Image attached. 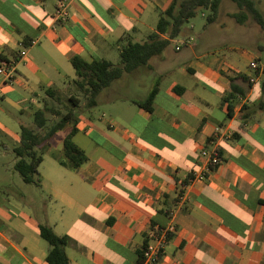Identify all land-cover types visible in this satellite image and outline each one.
I'll use <instances>...</instances> for the list:
<instances>
[{"label": "crops", "instance_id": "crops-1", "mask_svg": "<svg viewBox=\"0 0 264 264\" xmlns=\"http://www.w3.org/2000/svg\"><path fill=\"white\" fill-rule=\"evenodd\" d=\"M60 1L0 0V59L15 67L13 85L27 88L33 81L31 92L39 98L60 90L54 75L77 78L71 63L76 55L116 65L108 59L111 51L120 55L127 42H146L160 19L153 21L152 10L164 13L172 2L160 9V0H67L70 18L58 24ZM96 2L109 18L92 7ZM178 47L168 46L100 94L109 120L105 113L86 117L91 109L84 108L75 137L86 135L78 146L88 161L79 169L54 157L62 155L64 132L45 146L51 162L47 169L44 157L39 169L41 198L23 192L28 207L9 200L0 205V264H48L40 224L69 238L71 264H138L152 225L169 224L177 231L159 264L264 262V65L259 59L241 64L231 52L207 46ZM13 85L1 80L0 96L25 115L36 98ZM156 86L149 112L139 104ZM19 124L17 132L4 128L15 147L21 126H29L21 119ZM95 139L110 149L102 152L98 144L89 155ZM205 149L218 150L221 165L207 180L183 186L203 169Z\"/></svg>", "mask_w": 264, "mask_h": 264}, {"label": "trees", "instance_id": "trees-1", "mask_svg": "<svg viewBox=\"0 0 264 264\" xmlns=\"http://www.w3.org/2000/svg\"><path fill=\"white\" fill-rule=\"evenodd\" d=\"M232 1L239 8L237 13L232 14L237 23L245 24L253 19L264 30V14L256 0ZM221 5L222 0H172L170 6L160 17L156 32L150 34L146 42L129 41L121 46V63L118 65L105 59L89 61L77 55L72 57L71 63L77 76L74 84L78 92L85 98V108L93 109L97 107L100 94L108 89L114 81L120 79L125 73L148 65L153 57L162 54L172 41L182 34L184 25L198 15L199 9L210 10L208 23H214L219 16ZM158 91L159 88L156 86L147 100L139 105L147 111L153 112V104ZM47 97L61 101L58 92L52 89L47 90ZM228 100L229 98H226L224 102ZM69 102L72 104V108L67 113L62 114L60 111L55 110L48 101H44V107L34 114L35 127L21 126L20 141L14 148L17 157L15 170L21 175L26 184L41 186L39 169L44 161L45 146L60 132L67 131L63 138L62 155L55 154L54 156L60 164L69 169L77 170L88 161L86 152L74 142V137L79 132L77 110L81 106V101L74 94L69 98ZM229 111V116H232L231 106H229ZM48 114L59 115L60 120L52 125L46 133H42L39 130H43L48 126ZM189 179L183 182V186L189 185ZM181 195L182 193H180ZM262 204H264V201H262ZM165 213L169 215L168 211H165ZM154 227L152 225L151 229ZM39 228L42 239L50 245L47 256L48 264H71L66 252L69 238L59 236L47 224H40ZM147 239L144 248L149 242V238ZM142 262L143 250L140 253L138 264H142Z\"/></svg>", "mask_w": 264, "mask_h": 264}, {"label": "rangeland", "instance_id": "rangeland-1", "mask_svg": "<svg viewBox=\"0 0 264 264\" xmlns=\"http://www.w3.org/2000/svg\"><path fill=\"white\" fill-rule=\"evenodd\" d=\"M256 1L258 2L260 10L264 14V0ZM170 2L171 0H160V9H166ZM91 5L94 9L102 13L104 19L109 18L104 12L103 4L96 2L94 4L95 6H93L92 3ZM148 9L151 10L150 6H148ZM238 11L239 8L237 4L232 0H222L219 16L214 23L210 24L208 23V16L211 14V11L207 9H199L198 15L189 23L184 25L182 34L172 41L169 48L174 49L177 44L179 45L180 43L184 41L188 42L189 40V43L186 46H207L211 47L210 49L212 51L225 50L227 53L231 52L235 58L241 62V64H248L251 60L259 59V62L264 65V30L253 19H250L245 24L237 23V21L232 17V14L237 13ZM152 12L154 17L153 21L157 22L163 13H161V11L154 10H152ZM140 23L141 22H138V25L144 28ZM261 46L263 47L260 48ZM36 48L38 49L40 47L38 46ZM229 48L235 50L228 51ZM243 53H245L247 57H243ZM108 59L115 62L116 65L121 63V58L116 48L111 51ZM54 80V87L60 89L57 91L61 97L60 102L46 97L45 93H41V98L36 95L34 96L31 92V88L34 86L33 81L30 82L27 88H23L17 83L13 85L14 90L22 92L29 100H32L33 97L36 98V100L33 99L34 105L27 108V113L25 115H22L20 111L16 110L13 105L4 101V99L0 96V205L3 200H9L12 204H21L24 207H28L26 206L24 198L21 197L23 192H28L38 199H40L43 194V192L37 188L35 184H26L21 175L15 170V142L12 139V135L7 133L5 129L12 132L20 131V119L27 125L34 127V114L40 109L39 107H44V101H48L55 110L60 111L62 114L67 113V111L72 108L69 98L74 94L81 101V106L77 110L79 119L84 113L86 101L83 95L78 92L74 84V80L69 77L58 75H54ZM44 97H46V99L43 101ZM92 113L96 117L100 118L105 113L106 116L104 120H109V109L107 107V103L99 104L97 107L86 111V117H89ZM48 118V126L43 130H39L42 133H46L52 125L60 120L59 115L48 114ZM96 122L104 126L103 128L105 132L110 133L111 130L105 126V122L100 120H96ZM66 134L67 131L64 132V135ZM85 136V134H81L74 137V142L77 145H83L84 140H86ZM98 144L100 145L99 150L102 152L110 149V145L107 141L95 139L88 146L89 155H92L93 146ZM113 151L116 154L118 153L115 150ZM44 157L47 158V163L45 165L46 168L49 169L51 161L48 156L44 155ZM84 196L88 197V195ZM85 237V243L95 247L92 240L87 238V236ZM39 240L41 244L40 247H42L43 250L50 249V245L47 241L41 237H39Z\"/></svg>", "mask_w": 264, "mask_h": 264}, {"label": "built area", "instance_id": "built-area-1", "mask_svg": "<svg viewBox=\"0 0 264 264\" xmlns=\"http://www.w3.org/2000/svg\"><path fill=\"white\" fill-rule=\"evenodd\" d=\"M70 18V3L67 0H61L58 4V8L55 14V21L58 24L65 23ZM36 44V41L32 42ZM188 42L184 41L180 43L177 50H180L182 47L186 46ZM26 52H23L22 55H25ZM253 69H257L258 66L255 62L251 64ZM17 73L15 67L9 62H5L0 59V79L3 80L4 84L13 85L16 81ZM202 157L204 160L203 169L199 172L192 174V177L189 179V183L195 181H205L208 179L211 173L215 171V168H218L222 163V157L218 150H208L205 149L202 151ZM181 197V201L183 197ZM175 211L170 213V217L173 218ZM177 228L174 224H169L164 227H154L149 231V242L146 247L143 249V262L142 264H159L165 246L170 241L171 237L176 233Z\"/></svg>", "mask_w": 264, "mask_h": 264}]
</instances>
